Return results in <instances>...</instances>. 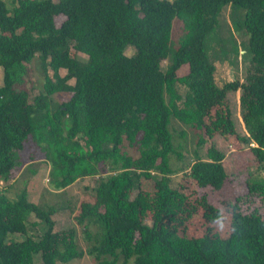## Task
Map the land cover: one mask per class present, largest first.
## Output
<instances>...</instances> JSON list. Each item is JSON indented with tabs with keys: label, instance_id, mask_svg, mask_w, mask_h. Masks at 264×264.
<instances>
[{
	"label": "trees",
	"instance_id": "16d2710c",
	"mask_svg": "<svg viewBox=\"0 0 264 264\" xmlns=\"http://www.w3.org/2000/svg\"><path fill=\"white\" fill-rule=\"evenodd\" d=\"M12 2L10 9L0 0V180L12 179L29 140L50 162L56 189L93 179L86 187L93 200L81 203L75 219L97 264L120 259L121 264L131 259L134 264H264V217L238 209L233 212L238 233L221 237L211 227L199 236L161 228L141 215L142 182L157 194L164 219L178 194L188 190L175 189L166 179L175 174L171 157H181L170 129L173 117L201 133V147L206 117L229 91H240L243 126L235 128L237 142L264 168V0ZM228 5L245 11L251 58L242 82L220 87L213 61H192V52L204 48ZM175 22L181 30L176 41ZM36 57L44 83L41 93L31 96L26 84ZM185 65L188 72L181 75ZM57 93L70 97L54 108ZM195 154L185 175L188 184L223 190L229 179L224 154L214 146L204 157ZM248 188L264 194V181ZM57 211L31 202L26 190L10 198L0 189V264H65L84 257L76 229H56ZM31 226L40 228V237L29 235ZM10 234L25 239L11 242Z\"/></svg>",
	"mask_w": 264,
	"mask_h": 264
},
{
	"label": "rangeland",
	"instance_id": "374dc122",
	"mask_svg": "<svg viewBox=\"0 0 264 264\" xmlns=\"http://www.w3.org/2000/svg\"><path fill=\"white\" fill-rule=\"evenodd\" d=\"M10 9L13 8L12 0H4ZM54 2H75L77 0H53ZM244 10L234 8L232 5L225 6L220 15V26L208 38L203 49L192 52V61L209 57L216 67V83L222 87L225 83L233 80L243 81L247 66L250 62L248 53V35L243 28ZM181 33L179 24L175 22L173 39L176 41ZM131 56L132 47L126 50ZM78 59L85 62L87 57L77 55ZM163 66L166 62L162 63ZM188 72V65L181 68L180 74ZM52 74V72H51ZM66 71L62 70L61 75ZM44 72L41 60L36 57L30 64L29 78L26 88L31 96L41 93L43 90ZM71 84L74 83L72 80ZM3 85V69L0 67V86ZM69 93H57L51 101L54 108L67 101ZM168 99V98H167ZM243 126L240 112V91H229L227 100H219L206 117L205 131L202 137L205 140L203 146H198L201 133L181 123L178 119H172L170 129L174 137L176 151L181 157L173 155L171 166L175 174L166 176L171 187L175 189L188 187V190L178 194L169 212L168 218L164 219L157 209L159 198L149 183L142 182L141 215L148 222L158 227H174L186 229L193 236H199L211 227L209 221L216 215L217 209L230 206L234 211L240 209L253 214L254 217H264V194L248 188V185L264 181V168L255 163L248 149H241L236 138L235 128ZM214 146L224 154V165L229 176L223 190L214 192L211 188H198L188 184L186 173L196 160L195 152L204 157L207 149ZM106 150L111 151L112 145L106 144ZM129 153L138 158V153L133 148H127ZM21 166L13 173L8 182L0 180V189L10 198H15L23 190L27 191L28 199L41 206H54L58 209L54 216L56 229L72 225L77 232L76 241L79 249L85 252L84 257L74 259L65 264H97L95 258L87 253L91 243L86 240L83 228L76 222L75 216L79 213L80 205L85 201H92L90 188L93 179H81L65 189H56L51 178V164L46 159L40 147L29 140L21 152ZM95 162V159H91ZM137 163L135 165L137 166ZM111 173L102 176L107 177ZM88 187L89 189H87ZM29 235L38 238L42 234L39 227H29ZM96 231V229H91ZM25 239L21 234H10L8 240L20 241ZM34 261H40L35 256ZM63 264V263H58ZM121 264V259L119 261ZM128 264H134L131 259Z\"/></svg>",
	"mask_w": 264,
	"mask_h": 264
},
{
	"label": "clouds",
	"instance_id": "9594fccd",
	"mask_svg": "<svg viewBox=\"0 0 264 264\" xmlns=\"http://www.w3.org/2000/svg\"><path fill=\"white\" fill-rule=\"evenodd\" d=\"M209 224L212 230L221 237L236 234L239 231V225L234 221V213L230 206L218 208Z\"/></svg>",
	"mask_w": 264,
	"mask_h": 264
}]
</instances>
